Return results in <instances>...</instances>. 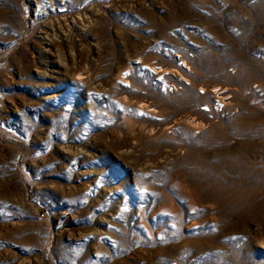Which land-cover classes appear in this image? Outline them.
<instances>
[{"label":"rangeland","instance_id":"374dc122","mask_svg":"<svg viewBox=\"0 0 264 264\" xmlns=\"http://www.w3.org/2000/svg\"><path fill=\"white\" fill-rule=\"evenodd\" d=\"M0 264H264V0H0Z\"/></svg>","mask_w":264,"mask_h":264}]
</instances>
